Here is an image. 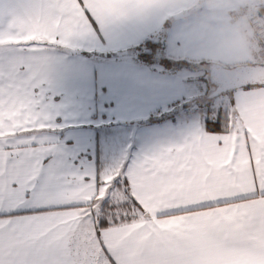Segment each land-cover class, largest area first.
<instances>
[{
	"label": "snow or ice",
	"instance_id": "obj_1",
	"mask_svg": "<svg viewBox=\"0 0 264 264\" xmlns=\"http://www.w3.org/2000/svg\"><path fill=\"white\" fill-rule=\"evenodd\" d=\"M132 0H0V264H196L264 232V137L226 106L135 156L76 166L55 138L56 48L127 19Z\"/></svg>",
	"mask_w": 264,
	"mask_h": 264
},
{
	"label": "crops",
	"instance_id": "obj_2",
	"mask_svg": "<svg viewBox=\"0 0 264 264\" xmlns=\"http://www.w3.org/2000/svg\"><path fill=\"white\" fill-rule=\"evenodd\" d=\"M126 7L127 19L73 48L48 53L53 59L56 103L63 106L57 119L62 127L54 135L78 167L97 169V127L102 124L119 125L126 132L132 129L130 142L125 143L128 135L120 151H133L135 156L201 120L185 116L131 126L193 95L183 71L144 64L127 57L128 50L161 33L164 46L171 43L177 49L168 53L173 58L233 67L253 64L250 60L255 55H264L256 34L244 21L251 11L264 8V0H132ZM82 51L105 57L88 58ZM230 94L228 129L233 138L245 129L257 139L264 137V85L238 88ZM196 264H264V232L211 243L202 249Z\"/></svg>",
	"mask_w": 264,
	"mask_h": 264
},
{
	"label": "trees",
	"instance_id": "obj_3",
	"mask_svg": "<svg viewBox=\"0 0 264 264\" xmlns=\"http://www.w3.org/2000/svg\"><path fill=\"white\" fill-rule=\"evenodd\" d=\"M161 33L159 35H155L152 38H149L145 40L143 43L140 45H137L136 47H133L132 49L127 51V57H133L135 59H138L144 64H161L162 68L167 69L168 71L172 72H179L185 75V70L189 69L191 70L193 67V64H202V63H209V69L212 65L216 64L211 61H190V60H185V59H179V58H173V57H163L165 54L160 53L161 49H165L164 46V41H160ZM257 42V41H256ZM261 45V43L257 42V46ZM263 46V45H262ZM264 49V48H263ZM82 55L88 57V58H93V57H99L103 58L105 57L104 53H98V52H87V51H82ZM256 57V55H255ZM163 58V59H162ZM181 60L186 62L187 64L181 63ZM237 66V65H235ZM186 76V75H185ZM203 82H204V89H201L199 87V92L201 94H209L210 100H208L205 103H194V98H184L181 99L171 105H169L167 108L164 109H159L158 111H155L148 115L147 117L143 119H139L134 121L133 125L131 126H139V125H146L150 123H156L160 121H164L167 119H180L181 117L185 116H190V117H200L201 119L203 118L204 113L206 110L211 107L214 110H217L220 107H223V105L215 107L214 101L216 100V96H210V94L214 91H209L210 89V84L214 85L212 81L210 80L209 77V70H203V76H202ZM186 80L188 82V85L190 84V78L186 76ZM256 85H249L246 87H252ZM230 93V91H227ZM224 93V92H222ZM220 93V94H222ZM226 93V92H225ZM219 94V95H220ZM231 105V98L225 102L226 106V112L225 116L228 122V117H229V109ZM97 170H102L107 167H110L117 163L120 158L124 155H131L133 151H120V146L122 143L125 142V137H127V141L125 142H130L131 138V130L128 132L120 129L121 126L119 125H113L111 124H102L100 127H97ZM102 129V131H101ZM119 138V139H117ZM106 144V145H105ZM129 144V143H128ZM125 145V144H124Z\"/></svg>",
	"mask_w": 264,
	"mask_h": 264
},
{
	"label": "rangeland",
	"instance_id": "obj_4",
	"mask_svg": "<svg viewBox=\"0 0 264 264\" xmlns=\"http://www.w3.org/2000/svg\"><path fill=\"white\" fill-rule=\"evenodd\" d=\"M259 11L264 12V10H258V9H256L255 11L253 10V11H251L249 13V15H247V17L245 18L246 20H244V21H246L248 23V25H249L248 27L250 28V30L253 31L256 34L257 42L261 43V45L259 44L258 49H259V47L260 48H264V33H262V31H264V27L260 26V25L259 26L255 25L252 19H253L254 16L260 14ZM162 35H161L160 38H162ZM161 40L163 41V39H160V41ZM165 46H166L165 54H163L164 53L163 52L164 49L160 50V53H162L164 55L163 57H166V56L170 57L168 55V53L174 52L175 50H177L176 47L173 44H171V43H168ZM256 51H257V49H256ZM258 52H259V50H258ZM260 54H262V53H258L257 56L254 58V60H250V61L254 62L253 64L263 65L264 64V55L261 56ZM183 62L184 61L181 60V63H183ZM183 64H187V63L184 62ZM154 65L157 68L164 69V68H162L161 64L155 63ZM192 67L193 68L191 70L187 69L184 72H185V75L188 76L191 79L190 80V86L192 88V95L195 96L194 103H201L202 104V103H205L208 100H210L209 94H207V95L204 94L203 95L201 93H197V92H199V87L198 86H200L201 89H204L205 85H204V82H203V79H202L203 70H207V71L209 70V63L208 64L207 63H202V64L198 63L197 65L193 64ZM214 89H215V85L210 84L209 91H212ZM230 95L231 94L229 92H226V93L224 92V93L220 94V96H221V98H222V100L224 102H227L230 99ZM214 105H216L215 107H218V106L222 105L220 103L219 99H218V96H216V100L214 101ZM101 131H102V129H101ZM117 139H119V138H117Z\"/></svg>",
	"mask_w": 264,
	"mask_h": 264
},
{
	"label": "water",
	"instance_id": "obj_5",
	"mask_svg": "<svg viewBox=\"0 0 264 264\" xmlns=\"http://www.w3.org/2000/svg\"><path fill=\"white\" fill-rule=\"evenodd\" d=\"M209 77L215 85L210 96L249 85H264V64H240L233 67L214 64L209 69Z\"/></svg>",
	"mask_w": 264,
	"mask_h": 264
},
{
	"label": "built area",
	"instance_id": "obj_6",
	"mask_svg": "<svg viewBox=\"0 0 264 264\" xmlns=\"http://www.w3.org/2000/svg\"><path fill=\"white\" fill-rule=\"evenodd\" d=\"M258 10H264V8L262 9H258ZM260 14L256 15L253 17V22L255 25L257 26H263L264 27V12L259 11ZM262 33H264V31H262Z\"/></svg>",
	"mask_w": 264,
	"mask_h": 264
}]
</instances>
